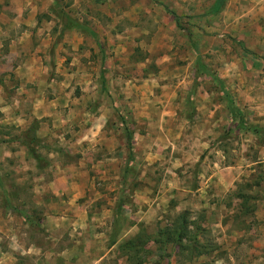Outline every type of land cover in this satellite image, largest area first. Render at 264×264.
Instances as JSON below:
<instances>
[{"label": "rangeland", "instance_id": "rangeland-1", "mask_svg": "<svg viewBox=\"0 0 264 264\" xmlns=\"http://www.w3.org/2000/svg\"><path fill=\"white\" fill-rule=\"evenodd\" d=\"M214 2L0 0V264H264V0Z\"/></svg>", "mask_w": 264, "mask_h": 264}, {"label": "trees", "instance_id": "trees-1", "mask_svg": "<svg viewBox=\"0 0 264 264\" xmlns=\"http://www.w3.org/2000/svg\"><path fill=\"white\" fill-rule=\"evenodd\" d=\"M224 0H215L211 11H218L220 9V5ZM171 15L173 16L174 19H177L179 17L178 14H176L175 12H171ZM73 25H76V23L73 22ZM191 43L193 45L194 50H197V46L194 45L196 44L194 40L191 39ZM127 140H128V148L130 149V151H132V133L131 132H127ZM24 141V140H23ZM186 219L181 220L180 218H178L176 220V223L174 225L175 228V232H166V236L168 237V239H172V241H174L176 244H182V241L184 239H186V236L188 234V227H187V223H185ZM165 236V237H166Z\"/></svg>", "mask_w": 264, "mask_h": 264}]
</instances>
